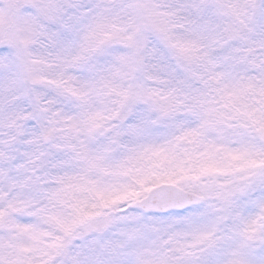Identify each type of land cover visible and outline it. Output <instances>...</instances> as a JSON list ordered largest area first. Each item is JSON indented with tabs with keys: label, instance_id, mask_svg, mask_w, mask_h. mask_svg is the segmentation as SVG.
<instances>
[{
	"label": "snow or ice",
	"instance_id": "6c2138e0",
	"mask_svg": "<svg viewBox=\"0 0 264 264\" xmlns=\"http://www.w3.org/2000/svg\"><path fill=\"white\" fill-rule=\"evenodd\" d=\"M178 109L227 167L127 203ZM0 264H264V0H0Z\"/></svg>",
	"mask_w": 264,
	"mask_h": 264
},
{
	"label": "rangeland",
	"instance_id": "374dc122",
	"mask_svg": "<svg viewBox=\"0 0 264 264\" xmlns=\"http://www.w3.org/2000/svg\"><path fill=\"white\" fill-rule=\"evenodd\" d=\"M193 127V122L178 109L171 117L150 125L141 136L124 141L117 150L124 157L123 167L111 176L109 183L128 196V203L144 197L152 186L162 182L185 189L194 187L191 190L201 193L211 181V175L202 174V170L208 166L224 169L228 161L221 152L205 151V137L188 136ZM135 159L141 168L134 173L123 170ZM129 175L134 179H128Z\"/></svg>",
	"mask_w": 264,
	"mask_h": 264
},
{
	"label": "water",
	"instance_id": "95a60500",
	"mask_svg": "<svg viewBox=\"0 0 264 264\" xmlns=\"http://www.w3.org/2000/svg\"><path fill=\"white\" fill-rule=\"evenodd\" d=\"M160 190H170L173 193H180L182 195L187 196L189 199H192L194 197V194H196L195 192L190 191V190H186V189H184V188H182V187H180V186H178L176 184H161V185L153 187L149 191L147 196L151 195L153 192H158Z\"/></svg>",
	"mask_w": 264,
	"mask_h": 264
},
{
	"label": "trees",
	"instance_id": "16d2710c",
	"mask_svg": "<svg viewBox=\"0 0 264 264\" xmlns=\"http://www.w3.org/2000/svg\"><path fill=\"white\" fill-rule=\"evenodd\" d=\"M121 146V145H120ZM119 146V147H120ZM128 155H129V152L127 153ZM118 159V162L119 163H121V161H122V159H124V157H122L121 155H120V153H119V157L117 158ZM160 166H162L161 164H160ZM137 168H141V166L139 165V164H137V159H135V160H130L129 161V164L127 165V167H125V169H123V170H131V171H133V173L137 170ZM127 178L128 179H134V176H127ZM207 183H209V182H207ZM190 189H192V188H194V187H189ZM128 203V202H127Z\"/></svg>",
	"mask_w": 264,
	"mask_h": 264
}]
</instances>
